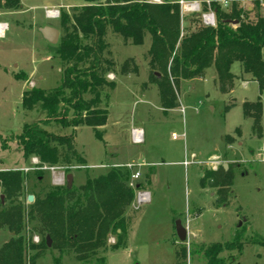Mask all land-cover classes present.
Listing matches in <instances>:
<instances>
[{
  "label": "rangeland",
  "instance_id": "1",
  "mask_svg": "<svg viewBox=\"0 0 264 264\" xmlns=\"http://www.w3.org/2000/svg\"><path fill=\"white\" fill-rule=\"evenodd\" d=\"M211 1L238 3L243 9L252 7V0ZM256 1L264 16V0ZM84 5V0H32L26 6L34 9L12 20L2 15L6 11H0V24L6 21L8 24L0 39V136L7 141L6 150L1 148L0 141V171L23 172L34 165L31 160L25 162L14 139L22 133L23 125L39 123L45 120V115L38 109L23 110V91L53 90L61 84L58 44L50 45L38 31L42 27L59 30L58 18L47 20L46 12L59 13L69 6ZM230 7L223 11H229ZM183 27L194 25L186 22ZM109 42L117 66L132 58L138 70L135 75L107 78L117 84L115 90L102 96V107L109 113L108 134L100 141L90 127L74 131L58 124L45 126L54 135L74 133V146L82 153L86 167L69 173L44 170L39 188L55 185L53 179L58 177L64 186L66 176L72 175L71 189H77L87 178L105 174L109 169H125L127 164L145 162L147 166L140 168L139 183L151 194V202L130 222L125 248L113 249L116 238L109 235L106 249L99 250L86 262L76 260L72 250L59 252L50 246L38 253L31 251L30 257L36 255L32 264H207L204 254L214 245L221 248L217 255L219 264H264V91H258L257 83L242 73L237 62L231 67L235 76L233 89L223 94L211 67L204 78L178 84L175 93L183 112L162 111L158 89L149 84L144 59L150 47L149 37L143 46L137 47L123 45L114 38H109ZM262 57L264 61V49ZM258 98L263 107L260 138L253 136V124L244 118L241 108L242 103H255ZM226 107L230 109L227 111ZM132 128L143 130L140 145L131 142ZM227 136L230 143L226 142ZM192 154L201 164L184 167L183 162ZM212 160H217L216 164H210ZM223 164L234 167L229 174L231 185L226 201L221 204L217 192L210 187L202 189L200 181L202 170ZM148 170L152 172L151 181ZM32 171L25 172L28 176L24 196L36 185ZM134 172L130 170L131 175ZM130 183L131 178L129 187ZM131 204L127 215L132 214ZM179 220L188 229L184 243L175 235V223ZM26 231L27 237L32 235L33 244L40 242L41 237L31 234L30 226ZM14 236L6 229L0 230V247Z\"/></svg>",
  "mask_w": 264,
  "mask_h": 264
},
{
  "label": "trees",
  "instance_id": "2",
  "mask_svg": "<svg viewBox=\"0 0 264 264\" xmlns=\"http://www.w3.org/2000/svg\"><path fill=\"white\" fill-rule=\"evenodd\" d=\"M84 2L82 7L63 8L58 13L61 84L53 90H25L21 96L23 110L38 109L45 120L23 125L22 133L14 139L25 162L37 160V165L32 166L35 187L24 196L28 173L0 171V196L4 198V204L0 201V230L15 235L0 247V264H32L36 255L30 257L29 253H38L46 247V237L50 238L53 249L72 250L76 260L83 262L106 249L109 235L116 238L113 249L126 247L128 226L140 212L131 208L132 214L127 215L126 211L135 197L128 186L130 170L109 169L105 174L87 178L77 189H68L66 185L39 188L44 167L63 168L66 173L74 166L86 167L82 153L74 146V133L54 135L44 127L58 124L74 131L78 127H90L101 141V128L108 118L102 96L116 88L115 81L107 76L137 73L138 66L132 58L117 66L109 38L137 47L143 46L149 37L150 47L144 57L149 84L156 85L164 111L179 107L175 90L181 81L201 79L211 67L217 75L218 90L223 94L233 89L235 76L231 67L237 62L242 73L257 83L258 91H264V16L256 0H252L251 11L238 3L223 11L212 3L215 27L200 26L197 14L181 17L179 5L167 0L160 4H151L149 0ZM20 7V0H0V11L14 12ZM186 22L194 28H184ZM241 108L244 118L253 124V136L260 138L263 112L260 98L255 103H242ZM0 141L1 148L6 150L7 141L1 136ZM226 142L230 143L231 138L227 136ZM233 167L202 170L200 187L214 189L221 204L229 192ZM28 195L34 201L27 205ZM29 226L31 234L41 237L38 244L32 243V235L26 236ZM220 252L218 246L209 247L204 254L207 264H219Z\"/></svg>",
  "mask_w": 264,
  "mask_h": 264
},
{
  "label": "built area",
  "instance_id": "3",
  "mask_svg": "<svg viewBox=\"0 0 264 264\" xmlns=\"http://www.w3.org/2000/svg\"><path fill=\"white\" fill-rule=\"evenodd\" d=\"M151 4H160L162 3V0H150L149 1ZM215 3L214 1L211 0H205L202 1L201 3L198 2H186L185 0H180L177 4L179 5V10L181 12V17H185L186 15L190 14H197L199 17V24L200 26H206V27H215V12L211 9V4ZM218 7L222 9H227L231 6V4L227 2L223 3H216ZM46 14L53 18V17H59V14L56 10L53 11H47ZM7 25L6 24H0V39L3 38L4 36V31L6 30ZM109 75L107 76V78ZM181 112H183L182 109H180ZM131 142L132 144L135 145H140L143 142V130L141 128H132L131 129ZM172 137H175L173 134ZM217 160H212L210 164L214 165L216 164ZM33 166L37 165V160L32 159L31 160ZM201 164L196 157L192 154L190 155L189 159H186L183 162L184 167L190 166V164ZM145 166L144 163H141L140 165H134V164H127L125 167L129 170H135V172L130 176L131 178V183L130 187L133 189L135 197L134 200L131 204V208L134 211H138L142 209L143 206L149 204L151 202V194L149 193L148 190H146L142 185H140L139 181L141 180V174H140V168ZM80 167H73L70 169V171H73L74 169H79ZM213 169H216V167H211ZM43 170H49V171H54L55 168H42ZM60 170H64L63 168H57ZM29 170H34V168H25L23 172H28ZM54 183L55 185L53 186H61L60 184L62 183V178H54Z\"/></svg>",
  "mask_w": 264,
  "mask_h": 264
},
{
  "label": "water",
  "instance_id": "4",
  "mask_svg": "<svg viewBox=\"0 0 264 264\" xmlns=\"http://www.w3.org/2000/svg\"><path fill=\"white\" fill-rule=\"evenodd\" d=\"M233 25H235V23H233ZM38 31L41 33L42 38L49 43L50 45H56L59 42V38H60V31L57 29H51L49 27H42L39 28ZM223 170H227L228 169V164H223L222 166ZM66 186L68 189H71L72 186V175H67L66 178ZM27 197V202L30 204L34 201V197L31 195L26 196ZM0 201L1 204H4V198L3 196H0ZM175 235L177 237V240L180 243H184L187 240L188 237V232H187V228L185 226H183L182 222L176 221L175 223ZM51 246V240L49 237H46V247L50 248Z\"/></svg>",
  "mask_w": 264,
  "mask_h": 264
},
{
  "label": "crops",
  "instance_id": "5",
  "mask_svg": "<svg viewBox=\"0 0 264 264\" xmlns=\"http://www.w3.org/2000/svg\"><path fill=\"white\" fill-rule=\"evenodd\" d=\"M30 1H32V0H21V7L19 8V10L18 11H14V12H4L2 15H5L7 18V20H12L14 17H16V16H18L20 13H22V12H26V11H29V10H32V9H34V7H32V6H26V4H27V2H30ZM205 1V0H204ZM26 7H27V9H26ZM69 7H71V6H69ZM69 7H66V8H69ZM247 10L248 11H251L252 10V8H247ZM46 17H47V20H52L53 18H58V20H59V17H53V18H51V17H49L48 15H46ZM6 23V25H8L7 24V21L5 22ZM7 28H8V26H7ZM147 65V64H146ZM147 69H148V66H147ZM148 72H149V69H148ZM129 76V75H128ZM113 77H115L114 75H113ZM204 78V77H203ZM195 80V79H194ZM116 87H117V84H116ZM116 89V88H115ZM114 89V90H115ZM181 106V105H180ZM180 109H182V107H178V108H176V109H172V110H175V111H181ZM160 110H162L161 108H160ZM172 110L171 111H168V112H172ZM162 111H164V110H162ZM108 120H109V113H108V118H107V122H106V125L104 126V127H102L101 128V130L104 132V134H103V137H106V135L108 134V127H107V123H108ZM139 129V128H138ZM142 129V128H141ZM102 137V138H103ZM142 163H144L145 164V166H143V167H146L147 165H146V163L145 162H142ZM197 165V164H196ZM142 168V167H141ZM209 169H213V168H209ZM150 170V169H149ZM147 171V173H149V176H148V178H149V180L151 181L152 179H153V177H152V172L151 171ZM140 174H141V171H140ZM142 175V174H141ZM184 226V225H183ZM130 230V229H129ZM128 230V231H129ZM187 232H188V229H187Z\"/></svg>",
  "mask_w": 264,
  "mask_h": 264
}]
</instances>
